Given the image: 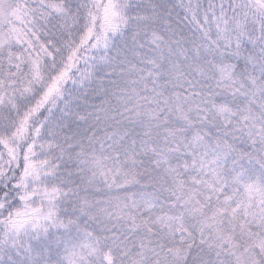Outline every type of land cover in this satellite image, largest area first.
Masks as SVG:
<instances>
[{
  "label": "snow or ice",
  "instance_id": "1",
  "mask_svg": "<svg viewBox=\"0 0 264 264\" xmlns=\"http://www.w3.org/2000/svg\"><path fill=\"white\" fill-rule=\"evenodd\" d=\"M0 264H264V0H0Z\"/></svg>",
  "mask_w": 264,
  "mask_h": 264
}]
</instances>
